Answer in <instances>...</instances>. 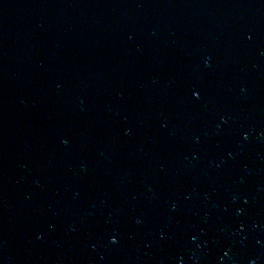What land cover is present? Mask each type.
Returning a JSON list of instances; mask_svg holds the SVG:
<instances>
[{
    "label": "water",
    "instance_id": "1",
    "mask_svg": "<svg viewBox=\"0 0 264 264\" xmlns=\"http://www.w3.org/2000/svg\"><path fill=\"white\" fill-rule=\"evenodd\" d=\"M0 264H264V0H0Z\"/></svg>",
    "mask_w": 264,
    "mask_h": 264
}]
</instances>
